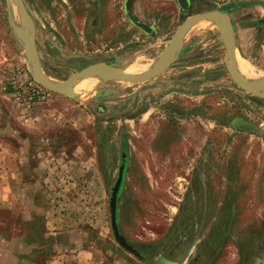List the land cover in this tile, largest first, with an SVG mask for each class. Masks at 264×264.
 <instances>
[{
	"label": "rangeland",
	"instance_id": "1",
	"mask_svg": "<svg viewBox=\"0 0 264 264\" xmlns=\"http://www.w3.org/2000/svg\"><path fill=\"white\" fill-rule=\"evenodd\" d=\"M238 1L191 0L190 16L219 10L232 17L237 56L260 77L264 8L237 10ZM24 2L36 25L42 70L56 83L98 63L146 74L185 21L177 0L135 1L133 12L152 35L130 21L127 0ZM25 36L12 0H0V138L20 151L21 185L19 215L0 212V247L9 249L18 234L12 245L17 242L23 264L59 256L64 264H146L116 242L111 225L110 196L126 140L119 225L149 262L256 261L264 250V99L230 77L216 21L192 25L177 61L151 80L92 73L81 79L99 80L91 91L78 86L75 100L49 91L29 111L8 85L14 69L33 78ZM259 77L247 82L263 83Z\"/></svg>",
	"mask_w": 264,
	"mask_h": 264
},
{
	"label": "water",
	"instance_id": "2",
	"mask_svg": "<svg viewBox=\"0 0 264 264\" xmlns=\"http://www.w3.org/2000/svg\"><path fill=\"white\" fill-rule=\"evenodd\" d=\"M134 0H127L126 2V10L130 21L139 29L143 30L147 34H154V30L148 24L141 22L137 19L132 11V3ZM15 5L18 14L22 20V23L25 28L26 36L23 38V43L26 52V58L28 63L31 65V74L33 78L45 89L55 94H59L65 96L69 99H77L78 93L75 91L76 83L84 78L87 75L92 73H98L106 79L110 80H118V81H126V82H145L151 80L168 70L170 66H172L177 61V51L179 48V44L184 38L186 32L189 28L201 21L205 20H214L216 21L223 29V34L225 38V46L227 50L226 62L228 63L227 71L234 81V83L243 91L264 99V82L263 83H255L249 84L244 81L236 67L237 63V47L235 40V30L233 26V21L231 17L225 12L216 10L211 12H206L203 14L191 15L190 3L191 0H177L180 13L182 14L185 21L176 31L173 39L171 40L169 47L166 51L165 57L161 61V63L152 71L142 74V75H134L127 73L123 69L113 67L107 63H98L92 66H89L77 74L71 76L68 80L62 83H56L46 77L41 67V55L39 53L37 42H36V25L35 22L30 15L28 8L24 2V0H12ZM236 6L238 8L244 7H252V6H263L264 0H245L237 2ZM264 23V20H262ZM126 141H123V148L121 152V164L119 167V172L115 184L111 191L110 196V213H111V225L114 238L116 242L126 251L130 252L134 256H136L140 261L146 264H169L163 259H160L156 262H149L145 256H143L134 246H132L122 235L119 225L118 219V208L121 200V196L124 191L125 181H126V173L129 162V154L126 147ZM264 259V250L258 256L256 261L253 264H261Z\"/></svg>",
	"mask_w": 264,
	"mask_h": 264
},
{
	"label": "crops",
	"instance_id": "3",
	"mask_svg": "<svg viewBox=\"0 0 264 264\" xmlns=\"http://www.w3.org/2000/svg\"><path fill=\"white\" fill-rule=\"evenodd\" d=\"M136 0L133 1L132 3V11L134 10V3ZM245 1V0H243ZM240 2V1H238ZM237 4V2H236ZM235 4V5H236ZM249 7V6H247ZM252 7H257V6H252ZM263 7V6H261ZM246 8V7H244ZM244 8H238L236 6L237 10H241ZM264 8V7H263ZM134 13V12H133ZM135 15V14H134ZM136 16V15H135ZM232 19V17H231ZM233 21V19H232ZM234 26V24H233ZM235 30V28H234ZM38 47V46H37ZM40 53V52H39ZM240 59V58H239ZM1 111V110H0ZM12 127V126H11ZM4 128V124L0 122V130ZM14 128V127H12ZM17 133V132H16ZM16 137V136H15ZM18 140V139H16ZM20 142V140H18ZM17 141V142H18ZM12 142V141H11ZM18 142V143H19ZM14 144V142H12ZM20 152V151H19ZM19 152L17 149L14 147H11L9 143L5 142L4 137L1 136L0 138V212L1 211H7L10 213L12 217H17L19 215L20 211V203L16 199L15 194L16 192L20 191V173L18 171V161L20 160L19 158ZM14 163V168L13 166H10L11 163ZM19 235L12 234V239H11V246L9 249H6L4 247H0V264H7L5 261H10V264H23V262L20 260V253L18 249L16 250L14 247L17 246V242L15 243L16 245H12L13 239L18 241ZM0 245L2 246L1 242ZM64 257L59 256L57 261L54 262H49L48 264H64L63 262H60L61 259ZM74 258L80 259L82 258V253H79L78 255L74 256Z\"/></svg>",
	"mask_w": 264,
	"mask_h": 264
},
{
	"label": "built area",
	"instance_id": "4",
	"mask_svg": "<svg viewBox=\"0 0 264 264\" xmlns=\"http://www.w3.org/2000/svg\"><path fill=\"white\" fill-rule=\"evenodd\" d=\"M8 79L13 97L25 111H29L35 105L45 102L49 97V91L24 70H11Z\"/></svg>",
	"mask_w": 264,
	"mask_h": 264
},
{
	"label": "bare ground",
	"instance_id": "5",
	"mask_svg": "<svg viewBox=\"0 0 264 264\" xmlns=\"http://www.w3.org/2000/svg\"><path fill=\"white\" fill-rule=\"evenodd\" d=\"M236 67H237V71H238L240 77L246 82L250 81V83H252L251 82L252 79H254V81H255V79L259 77V76L257 77V75L255 74V71L251 68L250 64L242 58L239 59L238 56H237ZM261 78H264V75L259 77V79H261ZM256 80H258V79H256ZM98 82H99V80H97V79L82 80V81L79 80L76 83L75 88L77 89L79 86L78 90H80V92L83 91V92L87 93V92L91 91Z\"/></svg>",
	"mask_w": 264,
	"mask_h": 264
},
{
	"label": "flooded vegetation",
	"instance_id": "6",
	"mask_svg": "<svg viewBox=\"0 0 264 264\" xmlns=\"http://www.w3.org/2000/svg\"><path fill=\"white\" fill-rule=\"evenodd\" d=\"M192 7V3H190V8ZM262 20H264V19H262ZM262 20L260 21V22H262ZM264 24V23H263ZM153 29V28H152Z\"/></svg>",
	"mask_w": 264,
	"mask_h": 264
},
{
	"label": "trees",
	"instance_id": "7",
	"mask_svg": "<svg viewBox=\"0 0 264 264\" xmlns=\"http://www.w3.org/2000/svg\"><path fill=\"white\" fill-rule=\"evenodd\" d=\"M124 141V140H123ZM126 141V140H125ZM125 145H127V142H126V144Z\"/></svg>",
	"mask_w": 264,
	"mask_h": 264
}]
</instances>
